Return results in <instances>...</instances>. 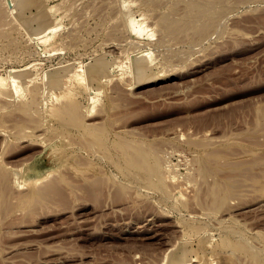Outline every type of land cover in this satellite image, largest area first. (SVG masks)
Instances as JSON below:
<instances>
[{"label": "rangeland", "instance_id": "1", "mask_svg": "<svg viewBox=\"0 0 264 264\" xmlns=\"http://www.w3.org/2000/svg\"><path fill=\"white\" fill-rule=\"evenodd\" d=\"M0 1V7L7 5L1 9L13 10L7 0ZM182 1L158 0L164 2L163 7L153 3L158 9L149 5L153 0L127 1L151 34L137 42H150L146 49L156 58L153 79L142 72L132 76L137 39L128 33L123 0H36L27 15L41 9L59 23L46 43L31 37L13 16L1 23L0 84L8 82L11 68L32 64L38 82L49 67L105 55L128 67L98 95L72 87L52 97L58 107L77 88L81 124L61 121L54 113L45 118L41 112L37 126L18 107L0 110V153L3 133L26 128L29 134L18 141L21 145L11 137L14 144L0 154L5 163L0 168L13 175L10 179L11 169L32 155L42 156L50 167L58 164L59 174L56 186L32 197L26 193L29 186L17 187L8 178L0 182V264H163L166 250L177 242L189 246L190 264H264V0H227L233 4L217 7L231 8L223 11L229 16L223 13L207 37L192 29L164 41L156 20L163 11L172 12L168 5L178 6L176 12L185 17L189 3ZM33 94L16 103L33 102ZM39 140L42 147L35 145ZM126 140L154 144L171 195L154 188L158 177L147 187L144 173L136 175L142 182L127 173L121 156ZM105 143L107 148L99 147ZM94 149L101 150V161L93 158ZM207 166L209 172L201 169ZM214 186L229 196L226 201L214 199ZM225 238L231 248L221 245Z\"/></svg>", "mask_w": 264, "mask_h": 264}, {"label": "bare ground", "instance_id": "2", "mask_svg": "<svg viewBox=\"0 0 264 264\" xmlns=\"http://www.w3.org/2000/svg\"><path fill=\"white\" fill-rule=\"evenodd\" d=\"M7 1L9 2V3L8 2L7 3L9 5L12 4L14 6V8H13V10H10L9 8L1 9V7L7 6L6 3H4V5L0 7V25H1V23H3L5 21V19L8 21L7 18L10 16H13V18L15 17L19 21V22H17V24L20 23V25L24 26L25 30L28 31V33L31 35V37H33V38L35 37L36 39H38L42 43L43 42L46 43L49 41L53 27L59 23H56V20L53 19L52 16H50L47 12L41 11V9H39L40 11L38 13L35 12L36 14H34V15H31V16L27 15L28 9H30V7L35 4L36 0H7ZM73 1L74 2H72V4L77 3L76 2L77 0L76 1L73 0ZM127 1L128 0H123V6L125 7L124 8L125 10H123V11L125 12V15H126V23L125 24L127 25L128 33L131 34L130 36H132L134 40L137 39L136 42L134 41L136 43L135 47H137V48H136V52H135L136 54L133 57L134 66H133L132 76H134L136 74V72H142V74L146 75L147 78L153 79L157 75L154 72V66H155L156 58L150 57L149 55L151 54L150 52H152V51L146 49V48H148L146 46H149V49H150L151 45H149V44L147 45V43H150V42H147L146 45H143V44L140 45L141 42L140 43L137 42L138 38L139 39L141 37L145 38L144 37L145 35H147V37H148L151 34L147 30V28L145 27L144 21L142 19H137L134 16V14H135V13H133L134 8L131 9L130 8L131 6L128 7L129 2H127ZM141 1L144 2V1H149V0H141ZM183 1H185V0H183ZM191 1L192 2H190V0L183 2V3H186V2L189 3L186 7V10H185V17H183L184 15L181 17L176 12L178 10H176L175 8L178 9V6L175 7V6H170V5H168V6L164 5V6H166L165 8L169 7L170 11L172 10V12H168L166 14L165 12H167V11H165V12L163 11V13L166 14L164 16L162 15L163 13H161V12H159L161 14L158 13L160 15L159 16L160 20H156L157 22H156L155 27L160 26L159 24L161 23L162 29L161 28L158 29V30L162 31V33H161V31L158 32V35L162 34V36L159 35V37H161V39L164 40V38H167L170 36H175V34L177 35L178 33L183 32V31H187V30L191 31L192 29L195 30L194 33H196L198 36H200V37L205 36L214 27L215 23L218 24L217 22L222 21L221 20L222 18L220 19V16H224L225 13L227 14V12L224 13L223 11L226 10L229 12V9H231V8L226 6L228 9H226V7H225V9L221 10L222 7L227 5V3L231 0H229V1H227V0H198V1L191 0ZM249 1H252V0H249ZM1 2L2 1H0V3ZM82 2H83V0H82ZM154 2H156V5H160V6H162L161 4L164 3V2H162L161 4H159L158 0L157 1L153 0V2H151L152 4L150 3L149 5H151L155 9H158V8H156L157 6L153 4ZM231 2H233V1H231ZM78 3H79V0H78ZM230 3H228V5H230ZM235 3H237V2H235ZM1 4H3V3H1ZM36 4H38V3L36 2ZM170 4L175 5L173 2ZM218 4H221V6H222L221 9L219 7H217ZM231 4H233V3H231ZM76 5H75V8H76ZM80 6L81 5H79V7ZM243 6H245V5H243ZM172 7H174V9H171ZM218 9H220V10H218ZM232 11H233V9H232ZM221 13L222 14L224 13V14L222 15ZM227 15H225V16H227ZM218 18L220 19V21H218L219 20ZM156 19H158V18H156ZM17 20H13V21L16 23ZM9 21H11V20H9ZM158 22H159V24H158ZM4 23L8 24L7 22H4ZM4 26H0V27L3 29ZM217 26H215L216 28H214V29H216V31L217 30L219 31ZM59 27L60 26L57 25V28H59ZM222 27H224V26H222ZM57 28L55 27V29H57ZM2 29H0V30H2ZM222 30H225V29H222ZM211 32H214V31H211ZM189 33L187 31V33H185V35L189 34ZM194 33L191 32V34H193L196 38V35ZM0 34H1V32H0ZM178 35L181 36L180 34H178ZM211 35H213V33ZM130 36H128V37H130ZM207 36H205V37H207ZM206 39H208V38H206ZM192 40L193 41H191V40H189V41H191V43L195 46V44H196L195 40H197V39L194 40V38H193ZM130 41H133V40H130ZM143 41H144V39H143ZM168 41H170V40H168ZM202 41H205V40H201L200 44L203 43ZM168 43H170V42H168ZM164 44H166V43H164ZM164 44H161V45L164 46ZM197 45H199V44H197ZM154 46H156V44H154ZM196 48H198V47H196ZM169 50H170V48H169ZM166 51L168 52V50H166ZM166 51H165L164 55L170 56L171 54H173V55L177 56V54H174L173 52L172 53L170 52L171 53L170 55L166 54L167 53ZM179 51H180L179 53L182 52V50H179ZM185 51L186 50H184V52ZM175 53H176V51H175ZM177 53H178V51H177ZM185 53H187V52H185ZM159 54H160V52H159ZM183 54L181 53V55H183ZM131 55H132V53H131ZM171 57L173 58L174 56H171ZM162 58H164V57H162ZM182 58H184V57L182 56ZM182 58H180V59H182ZM166 59H168V58H166ZM171 61H173V59H171L169 61V63ZM166 62H168V61H166ZM123 63L124 62L119 61L118 58H110V57L105 55V56L95 57V58L91 59L90 61H88L87 63H83L82 61H79L78 63H69V64H63V65H59V66H53V67H49L48 69H46L41 74L42 75L41 82L37 81L38 74L34 73L33 64L25 66V67L11 68L9 70V73H8V76H9L8 82L0 84V101H3L2 102L3 104H0V110L2 111V109H6V107H11V108L12 107H18L15 109L21 110L25 115L29 114L30 116L29 115H27V116L31 117L30 120L35 121V124L37 126L39 123L37 114H42V113H43L42 115H44L45 118L46 117L48 118L51 114L54 113L58 116V118L61 121L67 122L68 120L72 119L76 123L81 124V123H83V116L81 113V107L77 104V102H75V101H77L76 99L74 101L75 92H76L77 88L83 87V89L86 92H90L93 95H98L99 92H105L104 90L105 89L107 90V86L109 85L108 82H111V80L116 76H119V75L122 76L124 71L127 70L128 66L125 67V65ZM169 63H167V64H169ZM60 64H62V62ZM122 65H124V66H122ZM123 67H125L126 69L124 68L125 70H123ZM125 72H127V71H125ZM125 74H123V76H125ZM122 78H124V77H122ZM37 82L41 83V86H39L40 85L39 84L38 87H36L35 85L37 84ZM150 82H153V81H149L147 83H150ZM112 84L117 85V83H112ZM72 87H77L72 94V99L69 101L63 102L58 107H53L52 97L55 95H60V96L66 95L67 93L72 92V90H71ZM114 87H115V89H117L116 86H114ZM115 89H113L112 92H114ZM33 92H35V94L31 95V96H35L34 100H31L33 102L28 104L26 101H23V104H20V105L18 104L19 102L16 103L17 100L24 99L28 96V94L33 93ZM92 94H89V95H92ZM36 95H37V98H36ZM116 96H118V94ZM95 97L96 96L91 97L93 102L95 100H98V98H95ZM40 98H41V101H40ZM99 101H101V100H99ZM94 103H96V102H94ZM94 103H91V105ZM25 121H26V119H25ZM27 121H29V120H27ZM29 122H31V121H29ZM41 125H42V123H41ZM90 125H92V124H90ZM95 126L98 127V129H99V126H97V125H95ZM39 127H36V129ZM19 128L20 127H18V129ZM22 128H23V126H22ZM22 128H20V129H22ZM28 128H27L26 132L28 131ZM33 128H35V127H33ZM25 129H23V130H25ZM10 130L14 131L15 129H10ZM23 130L19 131L18 133H16V131H17L16 130L12 134H10V133L4 134L3 133V135H6V137L3 140L5 142V145L3 143H2L3 146L1 145L2 149H3V151H2L3 153L5 152V148H3V147L12 142L11 141L12 139H10L11 137H13L15 140H17V144H20V145H21V143L20 142L18 143V141H21L23 139H24V141H26L27 135L29 136V134L25 133V131H23ZM96 131L98 132L100 130H96ZM5 132H6V130H5ZM98 136L99 135L97 134L95 137H98ZM38 137H40V136H38ZM100 137L101 136L98 137V140L100 139ZM102 140H108V139L105 138ZM40 142H41V140H39V142H36V144L35 143L34 144L40 145V144H42ZM100 142L103 143V141L99 140L98 143H100ZM137 142H139V141H137ZM12 143L14 144V141ZM124 143L125 144H122V145H124L123 146L124 147V150H123L124 155L122 154L121 156L124 157L123 162L127 163V166H128L127 167L128 170L126 169L127 173L130 174L132 177H136L137 174L140 176V174H139L140 172L144 173L145 174V176L143 175L145 177L144 180L147 184L145 186H147V187H149V185L154 186V176L156 177L155 178L156 180L158 177L159 181L157 182V184L155 183L156 185L154 188H156L158 186L160 191L163 189L165 190V187H167L163 183L164 178H165V176H164L165 174L162 171L163 175L161 176V172H160V165H161L160 164V158L161 157L157 154L156 148H154V144L150 145V146H146V145H144V142L142 143L143 145H140L141 142H139L138 143L139 146H136V145L134 146L133 144L135 143V141L133 144H130V141L129 142L127 141ZM13 144H10L11 147ZM34 144H32V145H34ZM135 144H137V143H135ZM20 145H19V147H21ZM106 146L107 145L105 143L99 147L102 148V147H106ZM8 147H9V145H8ZM8 147L6 148L7 149L6 151H8ZM40 147H42V145H40ZM22 148H25V146ZM100 149H98V150H100ZM13 150H14V148H13ZM19 150H21V149H19ZM88 150H90V149H88ZM95 150L96 149L91 150V151H94V154H92L91 151H88V152H90L92 155H94L93 158L95 157L96 159L101 161V159L103 158V157H101L102 153L101 154L99 153L100 155L98 154V152H100L101 150L100 151H95ZM34 152L36 153L37 151H34ZM102 152L105 154V152H107V151H102ZM9 153H10V149H9ZM35 153H33V154H35ZM38 153H39V151H38ZM109 153L110 152H108V154ZM120 153H122V152H120ZM5 154H2V155H5ZM10 155H12V154H10ZM114 155H116V154H114ZM105 156H107V153L105 154ZM116 156H115V159L119 162L121 160V158L119 159V157L118 156L116 157ZM112 157H114V156H112ZM106 158H110V157L107 156ZM25 159H26L25 161H22L20 164H18V166L13 167V169H11V170H13L12 174H14V181L12 179H10V177H13V175L10 176L11 174H9V175L6 174L2 170V168H0V182H2V184L3 183L6 184L7 182L5 183V180L8 178V180L9 179L12 180V182L15 185H17V187L29 186L26 190L27 191L26 193L28 194L29 197L39 196L41 194H44V193L48 192L50 189H52L54 186H56V184L58 183V179H59V174H58V172H56L58 170V164H53V166L50 167L49 165H47L44 162L42 156H38L36 158V156L32 155L31 159L30 158L29 159L25 158ZM110 159L113 160V158H110ZM111 160H109V161H111ZM102 161H104V160H102ZM117 161H115V162L111 161V162L115 166V165H117V164H115V163H117ZM3 163H1V165H5V163L4 164ZM7 165H8V163H7ZM11 166H13V165H11ZM119 166L121 167V165H119ZM10 168H12V167H10ZM10 168L8 169L9 173H11ZM116 168H118V167L116 166ZM201 169H203V170L205 169V171H206L209 168L207 166V168H201ZM121 170H122V167L120 168V172H122ZM210 170L211 169H209L207 172H209ZM5 171H7V170H5ZM127 177L129 178V176H127ZM137 178H138V176L136 177L135 182L136 181L140 182L141 181V180L139 181L140 178L139 179H137ZM12 182L9 183L10 185L7 184L8 188H9V186H12L11 185ZM168 186H170V184H168ZM158 187L156 188L157 190H158ZM215 190H218V189L214 186V189L212 192L214 199H216V200L220 199L221 201H224V200L226 201L225 198L229 197V196H226V194H225L226 197H223L224 194H223V196H221L219 194L221 192L215 191ZM167 191H169V189H167ZM167 191H166V193L170 194V191L169 192H167ZM173 196H174V194H173ZM168 197H172V196H168ZM0 200H3V199H0ZM174 204H176V202H174L173 205ZM205 235L209 236V235H207V233ZM203 238H204V236H203ZM226 239L227 238H225V240ZM203 240H205V239H203ZM221 243H222L221 244L222 246L227 245V247L225 246L226 248H228V246L230 244V242H228L227 240L225 242L222 241ZM188 248H189L188 245H184L181 242H177V244L172 245L165 252L163 264H190V261L192 260L191 259L192 255H190ZM229 248H231V244H230ZM253 248L254 247H252L251 249H253ZM254 254H255V256L257 255V253H254Z\"/></svg>", "mask_w": 264, "mask_h": 264}]
</instances>
